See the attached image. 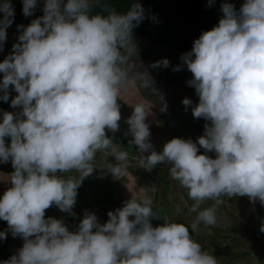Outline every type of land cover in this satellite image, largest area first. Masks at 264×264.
<instances>
[{
  "label": "clouds",
  "instance_id": "clouds-1",
  "mask_svg": "<svg viewBox=\"0 0 264 264\" xmlns=\"http://www.w3.org/2000/svg\"><path fill=\"white\" fill-rule=\"evenodd\" d=\"M22 3L23 15H33L37 0ZM93 3L44 0L43 15L17 25L19 42L0 62V100L8 102L14 86L11 107L22 109L5 111L0 120V163L10 161L14 169L0 196V220L8 225L0 239L7 231L23 238L17 253L0 264H218L191 232L200 224H218L224 195L247 196L264 206V0H244L239 10L222 4L218 24L180 56L192 73L187 84L199 97L192 115L210 122L195 142L172 138L157 152L146 122L152 107L137 104L126 120L140 167L150 171L165 164L171 179L187 189L189 211L196 214L191 224L154 210L153 185L132 193L104 223L85 210L70 231L62 219L46 218L45 210L55 205L75 215L78 188L96 170L97 152L110 150L116 161L105 163L107 173L116 179L127 174L128 153L107 131L120 128L118 101L130 82L125 52L135 45L133 28L146 18L139 2L124 13L106 9V15L93 13ZM0 13L2 50L15 18L11 0L0 2ZM169 63L163 58L152 67ZM138 75L141 86L155 93L150 73ZM182 104L187 108L192 101L184 98ZM200 148L215 158L198 154ZM73 172L79 175H65ZM206 201L213 203L201 207ZM156 219L161 223L154 226Z\"/></svg>",
  "mask_w": 264,
  "mask_h": 264
},
{
  "label": "rangeland",
  "instance_id": "rangeland-1",
  "mask_svg": "<svg viewBox=\"0 0 264 264\" xmlns=\"http://www.w3.org/2000/svg\"><path fill=\"white\" fill-rule=\"evenodd\" d=\"M96 2L98 0H94V3ZM43 3L44 0H37V5ZM2 17L3 14L0 15V18ZM4 43L3 49L0 50L1 55L13 50V43L10 40ZM182 54V52L164 49L143 39V42L138 47H134L128 57L130 82L121 94H129L131 90L139 88L141 96L130 98L129 103L134 107L137 104L152 107V114L147 117L146 122L150 125V142L157 152L161 151L163 145L172 138H191L195 142L199 136L204 134L205 123H210L203 118H194L192 115V107L196 105L193 96L198 95L193 86V95L187 89L186 83L192 78V73L180 60ZM163 58L169 60L168 67H152L154 62ZM177 65L181 66V70L173 71L172 68ZM145 70L154 80L152 88L156 90L155 93L141 86L142 81L138 74ZM2 77L3 73H0V79ZM11 89L12 95L9 99L17 95L14 86H11ZM184 98H189L192 105L186 108L182 104ZM124 101V98L118 101L120 109L124 108ZM2 102L0 100V120L5 111L16 113L22 110L20 106L13 108L9 105L4 108ZM165 103L166 110L161 111ZM127 133L128 128L122 132V135L120 132L117 136L107 133L121 149L120 151L128 153L127 174L116 179L107 173L103 170L105 163L107 161L116 163V161L111 156L110 150L97 152L93 161L96 170L84 178L78 188L76 203L72 209L75 215L61 212L55 205H52L53 212L45 216L46 218L62 219L70 231H75L87 210L94 212L98 221L104 223L108 219L107 213L116 209L114 204H110L106 198H114L123 204L137 190H147L148 187L155 185L157 190L154 193L149 192L153 196L154 210L160 216L165 215L168 218L191 224L196 214L189 211L193 201L188 198L187 189L182 188L178 181L171 179L168 166L165 164H158L150 171L140 167L136 159L139 155L137 146L129 143L132 137ZM9 143L10 140L6 138V145ZM12 171L14 169L10 161L0 163V196L10 186L7 182V175ZM65 175L78 176L79 174L73 172ZM222 200L223 203L217 207L218 224L215 226L200 224L192 236L193 239L218 259V264H264V232L260 231V226L264 223V206H261L258 200L255 203L250 202L247 196L229 198L224 195ZM211 204L212 202L206 201L201 207ZM7 229V222L0 220V231ZM22 245V237H13L11 232L7 231L6 238L0 239V261L16 254Z\"/></svg>",
  "mask_w": 264,
  "mask_h": 264
},
{
  "label": "trees",
  "instance_id": "trees-1",
  "mask_svg": "<svg viewBox=\"0 0 264 264\" xmlns=\"http://www.w3.org/2000/svg\"><path fill=\"white\" fill-rule=\"evenodd\" d=\"M134 2H139L143 6L146 18L133 28V36L140 35L149 43L156 46L186 53L191 51L193 41L198 39L203 31L211 30L213 26L218 24L219 20L223 17L221 11L222 4L230 3L234 5L236 10H239L244 0H211V4H209V0H98V2L93 4L92 12L106 15V9H115L118 12L124 13L129 10L131 4ZM11 3L14 6L15 18L12 25L6 29V40H10L14 44L19 42L18 35L21 31L17 29V25L27 26L32 19L43 15L44 3L36 5L33 15L28 17H25L22 13V0H11ZM2 14L0 13V15ZM5 46L8 48L7 45ZM9 53L5 55L0 54V62ZM186 85L190 94L193 95L192 86L187 83ZM10 95H12L11 85L9 86V97ZM193 100L197 104L199 100L198 96H193ZM10 102L11 99L8 102L3 101V107L6 108L11 105ZM198 154H207L211 158H215L214 152L205 153L203 148H200ZM106 200L110 204H114L115 208L123 206V204L114 198H106ZM52 212L53 207L50 206L45 210V216H48ZM164 216L161 215V217ZM169 219L171 218L169 217ZM176 221L188 224L182 220ZM152 223L156 226L161 221L156 219ZM191 234L193 236L194 232H191ZM3 251L5 252V250Z\"/></svg>",
  "mask_w": 264,
  "mask_h": 264
},
{
  "label": "crops",
  "instance_id": "crops-1",
  "mask_svg": "<svg viewBox=\"0 0 264 264\" xmlns=\"http://www.w3.org/2000/svg\"><path fill=\"white\" fill-rule=\"evenodd\" d=\"M133 41H134L136 47H138L139 44L141 42H143V39H141V37L134 36L133 37ZM135 45L133 44L132 47H130V49L127 52H125V55L127 57H129V55L132 52V50H134ZM140 94H141V91L139 90V88L131 90L129 92V94H121L120 100L124 98L125 106H124L123 109H120L121 119L118 122L120 124V128L115 133H112L111 131H107V133L111 134V136H113V135L117 136V135H119V132H120V135H122V132L126 131V128H129V125L126 123V120H127L128 117L131 116L130 112L133 111V107H134V106H132L129 103V99L132 98V97H140L141 96ZM166 138H164V139H166ZM119 150H121V149L119 148Z\"/></svg>",
  "mask_w": 264,
  "mask_h": 264
}]
</instances>
